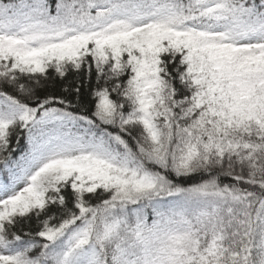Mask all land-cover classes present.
Returning a JSON list of instances; mask_svg holds the SVG:
<instances>
[{
  "label": "snow or ice",
  "instance_id": "snow-or-ice-1",
  "mask_svg": "<svg viewBox=\"0 0 264 264\" xmlns=\"http://www.w3.org/2000/svg\"><path fill=\"white\" fill-rule=\"evenodd\" d=\"M0 264H264V0H0Z\"/></svg>",
  "mask_w": 264,
  "mask_h": 264
}]
</instances>
